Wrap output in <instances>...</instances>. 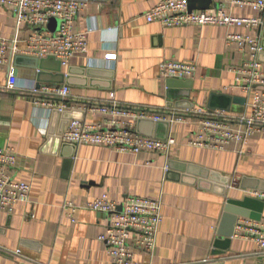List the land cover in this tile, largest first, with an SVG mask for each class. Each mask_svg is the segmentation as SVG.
I'll return each instance as SVG.
<instances>
[{"label": "crops", "instance_id": "crops-1", "mask_svg": "<svg viewBox=\"0 0 264 264\" xmlns=\"http://www.w3.org/2000/svg\"><path fill=\"white\" fill-rule=\"evenodd\" d=\"M80 1L85 6L73 29L91 30L87 53L72 57L67 67L58 70L55 61H44L46 74L40 83L39 64L32 57L19 56L14 59L18 89L0 91V149L17 153L14 178L31 187L28 203L16 205L12 214L0 212V264H112L99 240L108 217L84 208L102 195L114 201L129 195L161 197L155 251L152 256L134 251L138 264H264V253L248 239L232 234L228 243L218 242L214 247L222 238L219 235L231 231V217L224 216L228 200L253 199L248 203L250 218L238 217L236 223L245 219L264 225V204L252 196L254 191L264 192V131L253 134L245 145L213 150L188 144L197 131L192 119L173 125L135 121V131L141 136L175 140L167 159L151 152L73 147L58 139L61 117L54 120L51 110L37 107L35 97L24 92L38 84L42 88L67 85L71 94L67 111L76 110L88 124L103 117L83 108L111 100L161 112L204 107L230 117L247 115L249 97L236 84L234 73L245 56L226 44V36L237 33L258 38L264 71V22L255 30L166 28L144 18L156 0ZM219 3L212 0L206 11H215ZM225 10L238 17L259 16L248 7L226 6ZM58 27L59 21L51 19L45 31L55 33ZM32 32L22 26L18 33L10 14L0 8V37L12 39L18 34L23 41ZM20 47H25L24 42ZM169 60L195 65L193 79H162L159 65ZM50 75L57 79L61 75L64 82L49 83ZM5 78L1 73V85ZM223 181H228L226 186L217 183ZM66 202L78 207L71 216V211L62 208Z\"/></svg>", "mask_w": 264, "mask_h": 264}, {"label": "built area", "instance_id": "built-area-1", "mask_svg": "<svg viewBox=\"0 0 264 264\" xmlns=\"http://www.w3.org/2000/svg\"><path fill=\"white\" fill-rule=\"evenodd\" d=\"M85 3L80 0H0V8L7 10L17 26L32 29L25 40L17 35L12 39L0 37V74L5 73V82L0 91L18 89L14 59L19 56L44 59L52 57L67 67L69 60L85 55L88 47L86 31H74V23ZM248 7L259 14L258 17H238L230 15L225 7ZM264 0H220L213 11H189L188 0H156L152 9L144 14L147 22H157L166 28L184 26H218L255 30L263 25ZM51 19L59 21L55 33L45 31ZM25 47L21 48L20 43ZM226 44L234 45L245 58L235 69V82L248 94V114L230 117L223 111H210L204 107H193L184 111H152L135 106H122L111 100L108 104L94 103L83 108L90 114H99L100 122L88 124L81 120L70 121L61 134L64 143L79 146H102L119 152L139 154L151 152L169 157L175 140L167 136L165 140L147 138L135 131L134 122L151 120L169 125L185 123L188 119L196 124L194 139L188 144L197 148L223 150L231 145H245L255 133L264 131V71L259 60L262 46L258 38L248 34L229 33ZM196 67L191 63L169 60L159 65L162 79L191 80ZM38 72V71H37ZM24 92L35 97L37 107L57 110L70 109V88L67 85L53 87H32ZM47 97L42 100L39 97ZM17 153L11 148L0 149V212L12 214L16 205L28 203L31 187L14 178ZM168 167H165V172ZM252 196L264 202V192L254 191ZM161 197L156 199L129 195L121 201L110 200L107 195L88 202L84 208L107 215L108 225L99 240L105 244L112 264H138L134 251L152 256L162 221ZM63 210L78 209L70 202L64 203ZM32 217V216H31ZM74 222V220L72 219ZM234 237L254 242L261 254L264 253V225L245 219L238 220L234 227ZM15 255H20L16 251Z\"/></svg>", "mask_w": 264, "mask_h": 264}, {"label": "water", "instance_id": "water-1", "mask_svg": "<svg viewBox=\"0 0 264 264\" xmlns=\"http://www.w3.org/2000/svg\"><path fill=\"white\" fill-rule=\"evenodd\" d=\"M211 3H212V0H188V10L189 11H193V10L205 11V10H207L209 8ZM20 58L21 57H16L15 59L17 61ZM49 59L55 61V63L59 67V68H57V70L60 69V62L55 60L52 57H47V58L39 59V60L34 58V61L39 64V69H38V72H37V82L38 83L43 81L42 77L45 76L44 74H46V73H44L42 71L43 70V67H42L43 66V62L46 61V60H49ZM15 74L17 75V70L15 71ZM59 76H60V79H57L56 76L50 75L51 79L48 80V82L49 83H60V84L63 83L64 81L61 79L62 78L61 75H59ZM171 80H176V79H171ZM66 83L69 84L68 79H66ZM37 86L39 87V84ZM80 112L83 113L82 111H80ZM76 114H78V112L76 110L63 111V112H59L57 110H53L52 111V115L54 117V120H56L57 117H61V119H62L61 123H60V127H59V129L57 131V133L59 135V137H58L59 140H61V134L63 132V127L64 126H66L72 120H81V118H79ZM137 122L138 123H140V122H149L151 124H156V125H159V124L168 125V123H166V122H153L151 120H138ZM166 138L167 137L160 138L159 140H165ZM169 172H170V169H168L167 173H169ZM206 179H208V181H210V182H214V180H211L209 178H206ZM217 183L221 184L222 186H226L228 181L217 182ZM251 201L254 202L253 199H249V198H245L243 201H232V200H228L227 201V204H226V207H225V215L224 216H225V218L228 217V216L231 217V220H232L231 231L227 235H219L222 238L225 236L226 239H222V238L218 239L214 243V247L215 248L217 247L218 242H223V243H228L229 242V239L232 237L234 225H235L236 220H237L238 217L250 218L249 210L252 209V208H250L248 203L251 202ZM258 202H259V204H264V202H262V201H258ZM0 252H2V251H0Z\"/></svg>", "mask_w": 264, "mask_h": 264}]
</instances>
